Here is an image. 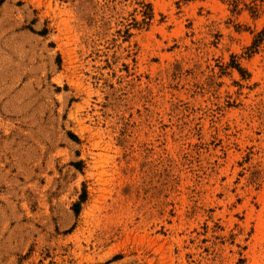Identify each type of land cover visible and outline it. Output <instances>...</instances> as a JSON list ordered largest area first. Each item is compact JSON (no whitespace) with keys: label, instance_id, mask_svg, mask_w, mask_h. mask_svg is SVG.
<instances>
[{"label":"rangeland","instance_id":"1","mask_svg":"<svg viewBox=\"0 0 264 264\" xmlns=\"http://www.w3.org/2000/svg\"><path fill=\"white\" fill-rule=\"evenodd\" d=\"M263 27L264 0H0V264H264Z\"/></svg>","mask_w":264,"mask_h":264},{"label":"trees","instance_id":"2","mask_svg":"<svg viewBox=\"0 0 264 264\" xmlns=\"http://www.w3.org/2000/svg\"><path fill=\"white\" fill-rule=\"evenodd\" d=\"M263 38H264V27H263V29L260 31V32H258L257 34H256V36H255V38H254V40H253V42H252V47L254 48V47H256L262 40H263ZM85 191H83V193L80 195V197H79V201L77 202V203H75L74 204V208H73V210H74V212H75V214L78 212V210H79V205H80V203L81 202H83L84 200H85Z\"/></svg>","mask_w":264,"mask_h":264},{"label":"bare ground","instance_id":"3","mask_svg":"<svg viewBox=\"0 0 264 264\" xmlns=\"http://www.w3.org/2000/svg\"><path fill=\"white\" fill-rule=\"evenodd\" d=\"M261 246V245H260ZM259 246V247H260ZM259 254H260V258L261 259H264V248H260V250H259Z\"/></svg>","mask_w":264,"mask_h":264}]
</instances>
